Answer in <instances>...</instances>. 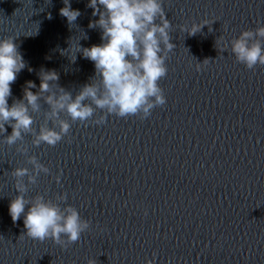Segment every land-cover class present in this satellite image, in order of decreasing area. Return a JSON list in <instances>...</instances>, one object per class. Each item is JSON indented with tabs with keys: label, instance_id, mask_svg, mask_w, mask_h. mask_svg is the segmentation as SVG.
<instances>
[{
	"label": "water",
	"instance_id": "obj_1",
	"mask_svg": "<svg viewBox=\"0 0 264 264\" xmlns=\"http://www.w3.org/2000/svg\"><path fill=\"white\" fill-rule=\"evenodd\" d=\"M88 3L70 0L81 12L70 27L59 12L63 0H0V39L15 37L27 64L11 85L9 105L22 99L26 82L38 90L41 69L55 70L73 96L90 82L94 63L76 53L79 44L101 43V30L88 27L99 19ZM162 6L176 45L159 82L165 105L146 119L109 115L102 125L71 123L61 114L71 128L54 147L33 146L30 134L8 146L0 135V264H264V65L247 69L230 43L264 26V0H163ZM203 22L194 36L180 30ZM41 104V113L32 114L37 131L48 109ZM31 155L50 173L28 185L26 198L55 202L66 194V204L91 221L67 248L20 238L23 217L13 223L9 214L18 195L11 171L31 170Z\"/></svg>",
	"mask_w": 264,
	"mask_h": 264
},
{
	"label": "clouds",
	"instance_id": "obj_2",
	"mask_svg": "<svg viewBox=\"0 0 264 264\" xmlns=\"http://www.w3.org/2000/svg\"><path fill=\"white\" fill-rule=\"evenodd\" d=\"M63 3L59 12L71 27L81 12L72 9L70 0ZM162 4L163 0H89L87 7L93 9L92 15H98L99 19L90 22L88 27L101 30V43L91 47L79 44L76 48V53L94 63L95 74L75 96L58 84L60 77L55 70L41 69L38 90L34 93L31 89L37 85L26 82L22 99H13L9 105L11 85L27 64L15 37L0 39V135L4 142L8 146L18 141L22 144L24 136L30 134L33 146L43 143L54 147L69 134L71 123L91 121L102 125L109 115L146 119L154 108L165 105L166 97L159 82L167 75L166 60L176 45L171 42L173 25L166 18ZM204 25L207 23H194L190 28L180 25V30L194 36ZM230 43L236 61L247 69L264 65V26L244 30ZM226 49L227 45L223 51ZM75 60L76 54L72 56V61ZM200 70L198 63L197 71ZM41 101L48 109L43 112L44 122L37 131L32 114L41 113ZM97 110L103 114L94 119ZM65 113L71 123L61 118ZM6 125L12 129L10 135L6 134ZM16 150L25 155L28 151L23 146ZM27 163L32 166L31 170L16 167L11 171L18 195L10 201L9 214L13 223L23 217L26 231L20 238L26 236L39 242L51 239L62 248L78 242L90 229L91 221L83 219L76 207L66 204V194L57 195L55 202L39 194L26 198L28 185L36 184L41 173H50L35 155L28 156ZM55 179L59 183L60 177ZM62 203L65 206L62 207ZM87 264L96 262L89 259ZM147 264L153 261L148 260Z\"/></svg>",
	"mask_w": 264,
	"mask_h": 264
}]
</instances>
